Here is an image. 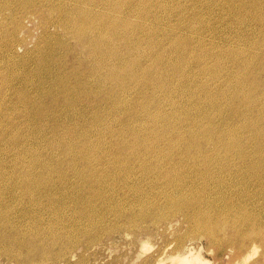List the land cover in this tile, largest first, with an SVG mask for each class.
<instances>
[{
  "label": "rangeland",
  "instance_id": "1",
  "mask_svg": "<svg viewBox=\"0 0 264 264\" xmlns=\"http://www.w3.org/2000/svg\"><path fill=\"white\" fill-rule=\"evenodd\" d=\"M80 1L88 12L95 4V15L107 10V19L116 16L119 36L131 31L136 54L151 47V37L135 33L139 26H161L153 38L165 48L181 36L189 37L190 62L183 78L193 77L209 87L202 89L195 102L190 94L198 89L197 84L163 90V98L172 96L186 102L182 107L190 111L188 118L174 125L171 118L178 116L182 107L167 105L163 126L147 124L137 136L138 122L160 88L152 81L135 86L127 106L116 110L115 87L121 79L109 78L94 85L99 77L92 74L96 62L90 56L89 42H79L77 29L69 27L59 12L63 5H67L62 8L65 13L71 12L72 2L78 5ZM27 2L23 8L0 0V76L4 78L0 79V264H65L60 257L69 264H178L174 253L188 247L197 249L204 264H264V243L249 237L240 243V236L232 232L242 220L229 223L231 217L224 214L234 205H245L241 213L246 214V230L252 222H260V234L264 235V0H122L112 6L109 0H64L54 5L51 0ZM163 4L174 14H163L159 21L154 14ZM143 8L149 10L144 18L134 12ZM131 11L133 18L126 25L122 18ZM213 47L214 52L205 51ZM127 54L131 56V51ZM166 54H171L166 63L176 57L179 64L187 53L181 45ZM215 60L222 69L213 75L207 63ZM229 68H238V74L247 69L241 79L248 92L263 89L251 107L246 106L250 97L242 96L243 91L240 99L231 97L230 90L235 89L227 76ZM173 77L181 86L179 72ZM213 91L219 93L221 102L205 105ZM117 94L120 98L119 91ZM202 105L205 108L200 109L207 115L199 113ZM111 113L119 115V122L112 121ZM168 116L171 128H167ZM252 119L256 126L249 123ZM61 122L68 127H61ZM125 125H130L127 132ZM227 125L234 128L223 131ZM74 128L80 143L73 144L71 154L65 155L64 147L48 143L53 133L64 138ZM238 131L242 142L234 134ZM154 137L161 141L154 143ZM21 152L46 155L47 164L54 169L51 180L39 177L37 170L29 176L20 174L30 165L28 161L16 164ZM143 164L163 175L158 179L153 175L157 170H143ZM35 165L40 167V162ZM193 167L205 171L202 180L186 177L185 170ZM163 176L170 184L171 179L186 177L183 184L189 190L192 208L204 205L212 212L208 198H223V213H211L208 222L216 227L215 221H220L223 231L214 229L217 233L210 240L204 231L191 227L180 206L188 199L169 197L164 206L163 192L153 194L167 184ZM32 183L39 187L30 188ZM180 188L175 185L172 190L176 193ZM199 189L205 193L199 194ZM15 200H24V204L19 206ZM167 210L172 214L164 218ZM134 216L137 222L132 220ZM254 243L256 247L250 251ZM9 249L17 255L9 256L5 252ZM29 249L35 250L32 255Z\"/></svg>",
  "mask_w": 264,
  "mask_h": 264
},
{
  "label": "bare ground",
  "instance_id": "2",
  "mask_svg": "<svg viewBox=\"0 0 264 264\" xmlns=\"http://www.w3.org/2000/svg\"><path fill=\"white\" fill-rule=\"evenodd\" d=\"M27 1L28 0H4L5 3L11 4L13 6H18L19 5L20 7H23V8L27 6V4H28ZM63 1L64 0H51L53 5L56 2H58V3L62 2L63 3ZM70 1H72V0H70ZM97 1H99L100 3H105L106 0H97ZM129 1H132V0H126L127 3ZM120 2H122V0H109V6H112L113 4L114 5L115 4H119ZM75 4L76 3L72 2V6L70 7L71 12L65 13L63 11V9H65L67 5L66 6L65 5L61 6L59 8V12L61 14L62 19H66L67 20V24H68L69 27L73 26V28L77 29V32L79 33V36H80L79 42H81V43L86 42V41L89 42L88 47L91 50L90 56L96 62V67L92 68V74L98 73V77H99V80L95 79V82H98V83H96L94 85L101 84L102 82L106 83V81L109 78H113V79L120 78L121 79V83L118 84L117 87H115V94H116L115 99L118 100V101H116V102H118V105H115V108H116L117 111H120V110L124 109L125 106H127V103H128V101H129V99L131 97V94H129V92H131L135 88V86L145 85L146 83L152 81L154 83V86H157V87L160 88V90L158 91V94L155 96L154 99H152L151 103L149 104V110L148 111L145 110L144 114L140 118V121L138 122V128H136L137 136L142 133L141 129L143 128V126H145L147 124L149 126H157V125L163 126V108H165L167 105H170L171 107L177 106V107H180V108L182 106L186 105V102H184L183 99L180 101L178 98H174L172 96L163 98V90L166 91L165 89H168V91H171V88L173 89V86L177 90L179 88L184 89V87L189 85V84H197L199 86L198 89L196 91H193L190 94L191 101L192 100L194 101L195 98H200L201 97V95L203 94V90L202 89L204 87H207V86L209 87V85L207 83L200 82V81L194 79L193 77L187 76V78L185 80L183 78V76H184L183 75V70L185 69V66L190 62L189 54H190L191 51H189L190 49L188 47V45H189V37L188 36H181L180 38H178L174 42H172L170 45L168 43L167 46H170V48H165V44L164 45L163 44L159 45V41H157L156 39L153 38L154 35H157L158 33H160L161 26H158V24H156V25H154V24L153 25H148L147 27L139 26L136 29L135 33H138V32L142 33L143 32V33H146V35H148L149 37H151L150 38L151 39L150 40L151 47L149 49H147V50H143L142 53H137L136 54L135 53L136 50H134L132 48L131 38H129V32H131V31L126 32V34H123V35L119 36L118 27H120V23H119V20L116 18V16H112L109 19H107V10H105L101 14H96L95 15V11H96L95 9L98 8L95 4H93L92 7H91L94 10L90 11V12H88L86 7L84 6L83 1H80V3L78 5H75ZM172 7H173L172 3H170L169 4V9H172ZM38 8L42 9L41 7H38ZM169 9H168V7H165V4L161 5L160 8H159V11L154 14V17L160 21V19L163 20V14H166V15L174 14ZM72 10H77V11L73 12ZM134 12L137 13V16H140L142 18L145 17V16H142L143 14L149 15V10L146 9V8H143V9H141L139 11H134ZM133 15L134 14L131 11L128 14H126V17L122 18V19L125 20L126 25H127V23H129L131 21V19L133 18L131 16H133ZM132 30L134 31V29H132ZM170 30H171V28H170ZM172 30H173V28H172ZM174 30H175V28H174ZM91 33H94L95 36H92V37L88 36V35H91ZM177 36H179V35H177ZM85 38H86V40H85ZM203 41L204 40L201 39L200 43L202 44ZM157 45H159L160 48H162V46H163V48L162 49L155 48V46H157ZM181 45L185 46V52L187 53V54H185L183 56L182 61H180V63L178 64V59L175 57V58L171 59L170 63H168V62L166 63L165 60L170 58V56H171V54L167 55L166 53H170V51H173V49H175V48H179ZM165 49H167V50L164 51ZM214 50H215V48L213 47V48H207L205 51L206 52H214ZM130 51H131V56H129L127 54ZM141 57L142 58L144 57L145 61H143V59L141 60ZM164 63H166L165 66H164ZM207 64H208V67L211 69V72H212L213 75L218 74L220 72V70L222 69L220 67V64H219L218 60H215L213 62H208ZM232 65L233 64L231 63V66ZM162 67H163V71H162ZM243 70L245 72L247 71L246 68H243ZM243 70L239 74H238V68L237 69L229 68L226 71L229 80H231L234 83L233 87H234L235 91H231L232 90V88H231V90H230V92L232 94L231 97H233V98L236 97V99H240L239 97H241V96H239V95L243 91L242 92V96H249L250 97V101L248 103H246V106L251 107L250 105L253 104L252 100L255 99L256 97L261 96L263 94V89H258L255 92H248L247 88L245 87L246 84L244 85L245 81H243L241 79V77L244 76V74H245V72ZM175 71L179 72L180 76H182L181 79H183V80L180 83L181 86H177V84H176L177 82L172 81V79H174L173 73ZM162 72L165 73V74H162ZM246 75H248V74L246 73ZM238 77L241 80L238 79ZM0 79L4 80V78L2 76H0ZM123 79L125 81H123ZM243 79H245V78H243ZM171 81H172V84H171ZM239 81H240V84H239ZM261 82H263V81L261 80ZM127 89H128V92H127ZM117 91H119L120 98H119V96L117 94ZM136 92H138V91H136ZM230 92H229V94H230ZM181 93H182V91H181ZM106 94L107 95H112L113 93L112 92H107ZM179 95H180V93H179ZM220 100H222V98L219 95V93H216V92L213 91V92H210L207 100L205 101V105L211 104V105H216L217 106V105H219V102H221ZM89 101H91V99H89ZM190 103H192V102H190ZM191 105H193V104H191ZM205 105L200 106L199 109H198V111H199V113L201 115H203V114L207 115L208 114L206 111H204V109L203 110L200 109V108H205L204 107ZM241 109H243V108H241ZM111 111H112V109L109 110V112H111ZM189 113H190V111L188 109L182 107L181 110L178 111V116H174L173 115V118L168 116V119L166 121V122H168L167 123V128L168 127L171 128L169 126L170 118H171V122H173L174 125H176L177 123L179 124L181 122L180 120L184 121L186 118H188L189 117V115H188ZM116 114L117 113H111V114H109V116L112 119V121L119 122V118H118L119 115H116ZM251 114L253 115L255 113H251ZM206 115H204V116H206ZM81 116L84 118V117H86V114H82ZM191 116H193V114ZM249 123L252 126L253 125L256 126L257 121L252 119V120H249ZM195 124L196 123H194V125ZM225 124H226V122H225ZM59 125L61 127H63V128H67L68 127V123H66V122H61ZM190 125L192 126L193 123H191ZM262 125H263V123H262ZM124 127L127 128V130L125 132L129 131L130 125L129 126L125 125ZM216 127H217V125H216ZM222 128H223V131H225V130H228L226 128L233 129L234 125L233 126L227 125V126H224ZM210 129H212V128H210ZM218 130H220V128ZM168 131H172V129L168 130ZM212 132L213 131L210 130V133H212ZM66 133L69 136L68 137L65 136L64 138H61L57 134L53 133V136L48 139V143L52 147L53 146H58L60 148L64 147L65 155H69L75 149L73 144H79L80 143V141L77 138V134L79 132H78V130L76 128H74L73 131H67ZM234 134H235L236 137H238V140L240 142H242V139H241V137H242L241 134L242 133H241V131L235 132ZM217 135L219 136L218 133H217ZM244 135H243V137H244ZM147 137H149V136H147ZM263 137H264V132H263ZM145 138H146V136H144V138L141 139V143L142 144L145 143V141H146ZM220 138L222 139L223 136L220 135ZM244 140H245V138H244ZM153 141H154V143H158L161 140L158 137H154ZM186 149L191 151V148H186ZM205 151L208 152L207 149H205ZM199 153H202V150H199ZM81 154L82 155H87V152L86 151H81ZM21 156H22L21 159L16 160V164H18V163H20L22 161H28L30 163V165L28 167H26V168L21 169L20 172H19L20 174H24V175L29 176L31 174H36L35 170H37V171H39V177L42 176L44 178H50L48 181L51 180V176H52V173L54 172V169H53V166L51 164H47L48 157L46 155L35 154V155H30L29 156V155H26L24 152H21ZM37 162H40V167L35 165ZM142 169L146 170V171H150L149 169L157 170V173L155 172V173H153V175L156 176L158 179L161 178L160 177L161 175H163L161 172H159L158 169H156L154 167L148 168L147 166H145V164L142 165ZM185 171L187 173L186 177L191 176V178L195 179V180H202L204 175H205V171L198 170V169H196L194 167L189 172H188V170H185ZM186 177H184L182 179H180V178L171 179L172 182L170 184L167 181L169 179L165 178V176H163L162 179L165 182H167V184L163 185V189L160 190V191L159 190H153V194H157V193H162L163 192V195H164L163 196L164 197V206L166 205L167 201L169 200V197H177V196H179V197H181V198H183L185 200L188 199L189 190L186 188L185 184H183V182H184ZM156 181H157V179H156ZM5 183H6V186L7 185L8 186L11 185V183H9V182H5ZM175 185H180L181 186L180 190H178L176 193H174L175 191L173 192V190H172V187L175 186ZM29 187L30 188H33V187L34 188H38L39 184L38 183H32ZM198 193L199 194H204L205 190L204 189H199ZM148 196H149V194H148ZM23 201L15 200V203L19 204V206H22V204H24ZM191 201H192V199L190 198V199L180 203V206L183 209H185V211H186L184 217L187 218L188 223L192 224L191 227L201 229L202 231H204L208 235L209 239L212 240L213 237H214L213 234L217 233V231H215L214 229L217 228V230L219 232L220 230L223 231V227H221L222 224L220 223V221H215V223L217 224L216 227L211 225V224H209L208 222L212 219L210 214L211 213H216L217 215H220V214L223 213L224 206H225L224 199L221 198L219 200V199L211 198V197L208 198V201L210 202V204L213 205V211L212 212L209 211L204 205H202L199 208H192ZM204 203H206V202L204 201ZM35 204H37V203H35ZM154 205L155 204H153V206ZM141 206H142V204H141ZM165 208L166 209H170L168 207H165ZM130 211L131 210H129V212ZM241 212H245V205L240 204V203L237 204V205H234L232 207V209H228V210H226L224 212L225 215L231 217L230 219H227V220H230L229 223H232L233 221H236L237 219L238 220H242V225L241 226H235V228H234L235 232H232V233L238 234V236H240V239H239L240 243L243 240H247L248 237L252 238L253 240L258 239L260 244L264 243V237H262L263 234L262 235L260 234V229H261L260 222H259V224H258V222L257 223L252 222L251 223V229L249 231H247L246 230V216H245L246 214H242ZM170 214H172L171 210L164 211L163 212V217L166 218V217L170 216ZM173 214H175V213H173ZM243 216H245V217H243ZM239 218H241V219H239ZM136 219H137V217L132 218V220H134V221H136ZM155 220H156V218H155ZM141 221H142V218H141ZM166 224H167V222L163 223V225H166ZM134 225H135V223H134ZM224 233L226 235H228L229 231H224ZM201 237H203V236H201ZM182 239H183V237H180L179 240L182 241ZM255 244L256 243H254L253 247L249 249L250 251H253L255 249V247H256ZM0 249H1V247H0ZM34 251L35 250H33V249H29L28 252L32 255L34 253ZM5 252L9 256H10V254L12 256L13 255H17V253L14 252L11 249L6 250ZM47 254H48V251H47ZM174 254H173L174 255L173 257L176 258V259H179L178 264H204L203 259L199 256V254L197 253V249L195 247H188V249H186L183 252L178 250V252H176ZM246 254L248 255V253H246ZM21 258H23V257H21ZM60 259L65 260V264H69V261H66L65 257H60Z\"/></svg>",
  "mask_w": 264,
  "mask_h": 264
}]
</instances>
